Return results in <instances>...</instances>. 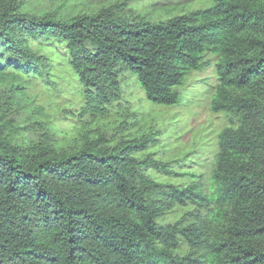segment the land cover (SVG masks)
<instances>
[{
    "label": "trees",
    "instance_id": "16d2710c",
    "mask_svg": "<svg viewBox=\"0 0 264 264\" xmlns=\"http://www.w3.org/2000/svg\"><path fill=\"white\" fill-rule=\"evenodd\" d=\"M72 1L0 0V264H264V0L162 21H129L127 0ZM210 53L211 107L228 123L205 189L161 179L179 172L126 121L115 139L97 128L76 145L22 131L55 57L82 88L78 114L98 120L120 105L128 71L152 102L178 104ZM180 210L190 218H169Z\"/></svg>",
    "mask_w": 264,
    "mask_h": 264
},
{
    "label": "rangeland",
    "instance_id": "374dc122",
    "mask_svg": "<svg viewBox=\"0 0 264 264\" xmlns=\"http://www.w3.org/2000/svg\"><path fill=\"white\" fill-rule=\"evenodd\" d=\"M51 3L52 0H46ZM118 0H73L72 3L84 7L100 6ZM127 19L134 16L162 21L193 10L206 8L212 0H127ZM208 62L201 70L187 75L181 86V99L176 105H159L146 97L144 88L137 77L126 72L124 80V98L120 105H114L98 120L92 115L78 114L82 88L70 67L62 64L55 57L52 82L46 77L34 80L32 93L43 110L33 116L35 122H26L29 128L22 130L28 138L44 137L62 144L80 143L86 130L101 128L107 137L117 138L120 134L137 135L138 132L151 131L153 144L147 153L169 162L168 167L179 174L157 173L161 179L177 183H195L208 186L212 183L211 173L219 152L218 134L227 125L223 112H216L211 107V100L216 92L218 73L215 67L216 55L210 53ZM61 61V62H60ZM126 121V131L117 132L116 128ZM31 123V125H30ZM53 135H58L56 140ZM207 192V191H202ZM205 209H202L204 212ZM170 219H189L183 211L169 216Z\"/></svg>",
    "mask_w": 264,
    "mask_h": 264
}]
</instances>
